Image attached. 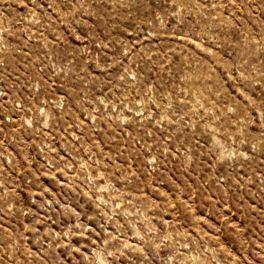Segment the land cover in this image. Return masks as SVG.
<instances>
[{
	"label": "rangeland",
	"instance_id": "374dc122",
	"mask_svg": "<svg viewBox=\"0 0 264 264\" xmlns=\"http://www.w3.org/2000/svg\"><path fill=\"white\" fill-rule=\"evenodd\" d=\"M0 264H264V0H0Z\"/></svg>",
	"mask_w": 264,
	"mask_h": 264
}]
</instances>
